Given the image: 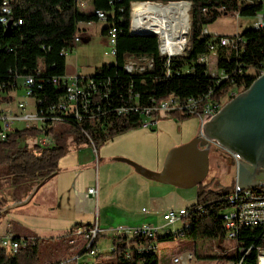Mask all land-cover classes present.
I'll return each mask as SVG.
<instances>
[{
  "label": "trees",
  "instance_id": "1",
  "mask_svg": "<svg viewBox=\"0 0 264 264\" xmlns=\"http://www.w3.org/2000/svg\"><path fill=\"white\" fill-rule=\"evenodd\" d=\"M1 1V0H0ZM131 1H153L162 4L177 0H89L90 10L78 8L80 0H7L8 13L4 15L10 22V28L4 31L5 24L0 23V102L10 101L9 92L18 87V79L30 75L33 82L30 85L31 96L39 104L37 108L55 103L64 92L60 76L64 73V54L60 51H69L73 45L72 38L78 30V22L96 21V10L102 11L105 20L100 28V34L105 28L112 25L116 28L115 55L112 63H102L94 67L87 75L93 80L106 76L111 78L110 98L111 105L118 101L117 89L120 97L126 95L118 83L125 84L131 81V91L137 94V100L143 104L149 97L159 99L171 93L178 98H184L196 93H202L209 86L212 97L224 98L229 90L237 88L239 91L246 88L255 77L258 67L264 59V27L253 30L245 27L240 31L243 41L242 50L234 56V52H226L222 48L216 49V66L226 74V77L215 80L206 72V66L197 60L198 55L206 52L208 35L201 33V29L211 22L215 15H209L202 8L210 4H224L235 7L236 0H186L188 7L187 45L183 53L169 57L168 74L164 73L162 62L164 58L157 53V35L155 33L132 35L128 33L129 3ZM141 2L140 4L146 3ZM183 2V1H179ZM242 15H251L258 5L239 6ZM133 9V5H132ZM132 11V10H131ZM19 20V23L16 21ZM6 21V22H7ZM127 55H145L152 60L151 66L142 73L128 74L122 69ZM56 77L55 84L51 78ZM117 80V81H116ZM100 86H96L99 92ZM125 95V96H124ZM98 105L101 101L95 93ZM230 98V96H229ZM228 98V99H229ZM224 102V100H223ZM105 109L97 120L85 117L75 120L71 116L64 117L63 123L69 124L74 130L73 144L103 142L107 137L117 132L138 125L135 113L116 116ZM171 114L178 115L177 112ZM180 114V113H179ZM184 115V114H181ZM179 116V115H178ZM102 123V125H100ZM48 128L52 133V144L42 146L36 142L28 143L39 133L32 125L13 129L0 140V164L5 169L0 174L12 183L29 181L36 185L48 175L57 170V160L64 153L62 144L63 130ZM210 178L201 181V188L196 190L193 204L187 208L189 226L181 227L174 235L187 238L225 237L222 226L221 212L228 205L226 195L233 185H218ZM253 192L264 193L263 185L250 187ZM78 224V223H77ZM169 232V231H168ZM262 228L241 227L237 230L234 254L222 252V257L233 261L232 264H256L255 246H264ZM173 236L171 233L154 234L153 237L124 236L112 237V249L115 253L114 264H157L154 247L141 252L135 251L133 245L142 247L153 245V239ZM13 238H18L13 236ZM44 239V238H43ZM34 237L30 246H18L13 253L0 246V264H28V259L35 251L38 241ZM252 247L246 253L240 248ZM154 246V245H153ZM126 248L131 250L128 257H124Z\"/></svg>",
  "mask_w": 264,
  "mask_h": 264
},
{
  "label": "rangeland",
  "instance_id": "2",
  "mask_svg": "<svg viewBox=\"0 0 264 264\" xmlns=\"http://www.w3.org/2000/svg\"><path fill=\"white\" fill-rule=\"evenodd\" d=\"M88 1L80 0L77 3L78 8L84 11L90 10ZM177 3L181 5L180 18L184 23L186 41L188 5L186 2ZM132 5V24L135 27L133 23L134 11L136 7L140 8L144 5L140 3H133ZM258 10L259 12H264V1ZM251 22V17L240 16L234 19L229 15H219L207 23L205 28L209 32L230 35L240 31ZM103 24L99 20L92 21L91 24L77 23L78 30L75 35L78 40L73 42L71 51L65 53L66 62L72 64L77 74L91 73L94 67L102 63L113 62V57L108 53L107 37L100 34V28ZM135 28L140 31L138 27ZM213 61L212 55L209 56L207 61L208 69L214 68ZM20 81L21 78L18 79V84ZM237 92H239V89L235 88L234 94ZM9 93L11 100L7 103L0 102V107L17 111L15 108L16 102L23 101L24 112L32 113L34 111L33 99L23 95V90L19 85ZM228 98L226 94L223 98L224 102ZM177 114L179 116L171 113H157L155 123L150 128L135 125L112 134L103 142L96 141L94 145L88 143L90 149L92 147L95 148V153L91 157L90 173L91 184L97 188L96 210L92 213L91 218L93 219V214H95L98 223L106 228L113 225L133 226L140 223H148L158 228L156 234H173V236L153 239L157 264H180V260L172 261V258L185 252L190 255L187 259L188 264H232L233 261L226 260L221 255L224 251L227 254H234V241L225 237L192 239L185 236H177L174 233L181 229L187 221V217H179L170 223H165L161 218L162 209L176 211L179 207L189 208L194 202L196 190L202 187L199 184L200 182L189 187H177L154 181L134 171L133 167L127 162L116 158H126L148 170L158 171L161 168L166 151L170 147L175 146L170 145L171 142L185 138L186 140L180 142V144L184 143L200 132L198 120L194 114ZM178 120L182 121L181 125L177 123L179 122ZM16 125L23 127L24 123L18 122ZM53 128V132H57L58 129L63 130V140L61 142L65 150L69 148L70 144L74 146L72 140L74 130L69 124H54ZM49 134L52 135L51 132ZM39 137L40 133L36 135L37 139ZM31 142L33 141H28V143ZM223 149L219 145H212L209 149L208 168L203 181L209 178L214 181L218 177L223 185L231 183L234 187L235 167L229 165L228 153ZM223 165H229L226 171H222L221 166ZM4 169L5 165L0 164V174ZM97 173L98 179L96 177ZM256 182V186L263 185L264 178H258ZM150 185H154V188ZM29 188V184H27L24 194L22 193L23 199L19 202V198L15 196L16 194H13L14 190L17 189V185L6 187L8 192H5V195L0 198V230L6 227L7 232L10 231L11 235L26 237L28 234H33L30 233L32 229L49 225L51 220L44 217H36L30 213V210L26 211V200L32 191V189L28 191ZM154 195H159L158 197H160L155 200L156 205L159 207L150 208L151 200L156 197ZM27 208L29 209V207ZM230 208V206L225 205L222 211H227ZM98 228L99 231L95 242L99 251L95 257L89 260L95 264H114L115 253L110 252L109 249L112 244V237L117 234L109 233L99 226ZM165 229L167 230L165 231ZM65 231L63 233L56 231V234L43 233L41 234L42 236L37 233L38 231H35L36 233L33 236L31 235L33 238L44 239L37 242L35 251L28 259V264H74L71 257L77 251V248L81 246L83 240L80 235L73 234L69 229ZM69 239H73V242H69Z\"/></svg>",
  "mask_w": 264,
  "mask_h": 264
},
{
  "label": "built area",
  "instance_id": "3",
  "mask_svg": "<svg viewBox=\"0 0 264 264\" xmlns=\"http://www.w3.org/2000/svg\"><path fill=\"white\" fill-rule=\"evenodd\" d=\"M264 0H236L235 7H228L224 4H210L202 8L204 13L209 15H229L234 19L240 16L251 17L252 22L245 27H249L253 30L264 27V12H259V7ZM146 1H131L129 3V21H128V32L129 30H136L132 26V16L131 7L133 3H141ZM149 2V1H147ZM153 2V1H150ZM7 0L0 1V13L7 14L8 6ZM258 5V8L251 15H242L238 8L240 6L248 5ZM97 20L104 23L105 17L102 11H95ZM6 17L4 15L0 16V23H6ZM19 23V20L16 21ZM204 26L201 29V33L208 35L209 40L206 44V52L198 55L197 60L204 63L206 66V72L212 78L218 79L226 77V74L222 69L216 66V49L222 48L226 52L233 51L234 56L242 50L241 42L243 37L240 31L245 28L243 27L240 31L234 32L232 34H219L214 32H209ZM188 29V21L187 27ZM116 28L112 25H108L105 28L104 35L107 37L108 53L112 57L115 55V35ZM185 32L183 33L184 36ZM187 37V32H186ZM78 40L75 35L72 38V42ZM187 45V38L181 44V47L174 52H169L166 50L164 45L157 38V53L164 58L162 62V67L164 68V73L168 74V61L170 56L179 55L183 53L184 47ZM61 53H65L66 49H62ZM213 57V69H208L207 61L209 56ZM152 64L151 58L145 55H127L124 58L122 69L128 74H139L147 70ZM264 68V59L262 66L258 67L255 73V77L258 76ZM254 77V78H255ZM57 81L56 77L51 78V83L55 84ZM61 84L64 86L63 94L58 97L55 103L45 105L42 108H37L36 105L39 101H36L34 97L31 96L30 85L33 82V78L30 75H25L21 77L19 87L23 90V95L29 96L33 99V109L31 112H24V102H16V110L13 111L9 108L0 107V140H2L7 133L13 129H19L16 123H24V126L32 125L38 129L40 137L32 139L33 142L39 145L46 146L52 144L53 137L47 132L48 128L53 127L54 124L63 123L64 117L71 116L75 120H79L82 117L87 119L97 120L102 114H104L105 109L111 111L116 116L124 115L128 113H135L138 117V125L143 128H150L155 123L157 113L169 114L171 112H177L180 114H194L198 120L199 131H201V123L210 118L223 104V99H216L212 97V89L208 86L204 92L196 93L195 95H189L184 98H178L177 96L169 93L166 96L155 99L149 97L145 103L141 104L137 100V94L131 91L132 83L128 81L125 84L118 83L123 92H125V99L120 97L121 91L117 89L118 101L116 105H111L110 84L111 78L106 76L102 79L93 80L87 74H75L72 77L66 78L63 75L60 76ZM117 81V80H116ZM96 86H100V91L96 92ZM234 89L232 88L227 92V96L231 97L234 95ZM95 93L98 94V99L101 101V108L96 100ZM124 95V96H125ZM9 102V101H3ZM102 125V123H100ZM224 150V149H223ZM228 153L229 159L235 162L238 160L237 155L234 153ZM86 192L90 196L95 197L96 188L91 186L86 188ZM228 201V206L231 208L221 212L222 226L224 230V236L227 239L235 240L237 230L241 227H260L264 231V193L253 192L250 188L238 189L236 186L233 187L232 191L226 195ZM187 213V209L178 208L176 211L168 209L161 213V218L165 223H170L179 217L184 216ZM189 226V222H185L183 227ZM157 227L148 223H141L133 226H117L114 227L112 232L116 235L124 236H144L153 237L157 231ZM167 229H165L166 231ZM73 234L80 235L82 237V244L78 247L79 252L72 255L71 260L74 264H95L91 258L95 257L97 254V248L95 246V238L99 231L96 220L94 219L87 224H73L69 229ZM181 229L178 231L180 232ZM264 236V232H262ZM34 242V238L31 236L13 238L9 234H5L0 237V246L4 247L8 252L13 253L18 246H30ZM69 242H73V239H69ZM154 246L150 245L148 247H142L139 244L133 245V248L137 252L152 249ZM252 246L249 245L247 248L240 250L244 253L248 251ZM112 249V246L109 250ZM256 251V264H264V246L258 245L254 247ZM131 253L129 248H126L123 252L124 257H128ZM89 257V258H88ZM190 257L188 252L183 253L180 256H175L172 261H179L180 264H188L187 259ZM238 260L237 264H239Z\"/></svg>",
  "mask_w": 264,
  "mask_h": 264
},
{
  "label": "water",
  "instance_id": "4",
  "mask_svg": "<svg viewBox=\"0 0 264 264\" xmlns=\"http://www.w3.org/2000/svg\"><path fill=\"white\" fill-rule=\"evenodd\" d=\"M179 1L186 2L189 7V1L186 0L166 3ZM9 28L10 22L7 21L4 31L7 32ZM128 33H155L158 38L154 31L129 30ZM212 145H219L237 155L235 164L229 159V163L235 167L234 186L244 189L257 184L254 173L264 169V68L246 88L231 96L210 118L202 122L198 134L170 147L158 171L148 170L126 158H116L130 164L134 171L146 178L177 187H189L204 179L208 168V151ZM51 175L37 183L35 188Z\"/></svg>",
  "mask_w": 264,
  "mask_h": 264
},
{
  "label": "crops",
  "instance_id": "5",
  "mask_svg": "<svg viewBox=\"0 0 264 264\" xmlns=\"http://www.w3.org/2000/svg\"><path fill=\"white\" fill-rule=\"evenodd\" d=\"M84 23L91 24V22ZM70 51L71 49L68 52ZM75 74H77L76 69L72 67L71 63L66 62L64 54L63 76L69 78ZM178 121L179 122L177 123L181 125L182 121ZM185 140V138L183 140H176L175 142H171L170 145H178L177 143L180 144V142ZM94 153L95 148L92 147V149H90L88 143H80L74 146L70 144L69 148L66 149L64 153L58 158L57 170L49 178L43 181L42 184H40L37 188H35V185L33 183H30L29 181L23 180L12 183L9 180L0 177V198L5 195V192H8V190L6 189L7 186H14V184H16L17 189L14 190L13 194H16L15 196L19 198L18 201L21 202V200L23 199V192L26 189L27 184H29L30 188L28 189V191L31 189L32 191L26 200V211L30 210V213L35 215L36 217H44L45 219L51 220L48 226L32 229V232L30 231V233L33 234L36 233L35 231H38L37 233L40 236H42L41 234L43 233L52 234L56 231H60V233H63L65 230L70 229L71 226L75 223L87 224L94 219L96 220L97 226L101 227V229L107 230L109 233L114 234L112 230L117 226L113 225L106 228L105 226L98 223L95 214H93L94 217L92 216L93 219L91 218L92 213H94V211L96 210L95 204L97 198V190L95 197H92L86 192V188L93 186V184H91L90 169L91 157ZM229 165L231 164L229 163ZM228 166H221L222 171H226ZM96 177L98 179V173ZM209 179H206L205 181H208ZM214 181V183L218 181V185H223L218 177H216ZM150 186L154 188V185ZM154 196L156 197H153V200H151L152 203H150V208L159 207L158 205H156L157 203H155V200L156 198L160 197H158L159 195ZM27 207H29V209ZM166 210L162 209L161 213ZM0 231V236H3L5 234L11 235L10 231L7 232L6 227H3ZM33 234H28V236H33ZM11 236H14V234H12ZM95 246L97 248V251H99L96 242ZM78 252L79 250L77 248V251L74 254Z\"/></svg>",
  "mask_w": 264,
  "mask_h": 264
},
{
  "label": "bare ground",
  "instance_id": "6",
  "mask_svg": "<svg viewBox=\"0 0 264 264\" xmlns=\"http://www.w3.org/2000/svg\"><path fill=\"white\" fill-rule=\"evenodd\" d=\"M166 4L146 2L143 7H136L133 23L140 31L156 32L166 50L174 52L183 43L185 29L180 18L181 5L177 2Z\"/></svg>",
  "mask_w": 264,
  "mask_h": 264
},
{
  "label": "flooded vegetation",
  "instance_id": "7",
  "mask_svg": "<svg viewBox=\"0 0 264 264\" xmlns=\"http://www.w3.org/2000/svg\"><path fill=\"white\" fill-rule=\"evenodd\" d=\"M254 177L255 178H264V170L263 169H259L257 171H255L254 173Z\"/></svg>",
  "mask_w": 264,
  "mask_h": 264
}]
</instances>
